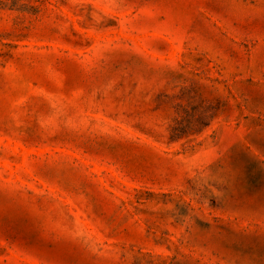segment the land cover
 <instances>
[{
  "label": "rangeland",
  "instance_id": "1",
  "mask_svg": "<svg viewBox=\"0 0 264 264\" xmlns=\"http://www.w3.org/2000/svg\"><path fill=\"white\" fill-rule=\"evenodd\" d=\"M0 264H264V0H0Z\"/></svg>",
  "mask_w": 264,
  "mask_h": 264
}]
</instances>
